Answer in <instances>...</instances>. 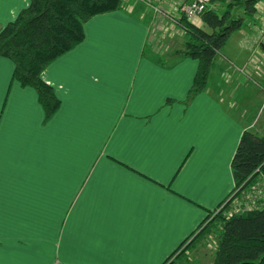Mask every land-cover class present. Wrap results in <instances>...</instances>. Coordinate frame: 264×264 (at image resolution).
I'll return each instance as SVG.
<instances>
[{"label":"crops","instance_id":"0c3cea01","mask_svg":"<svg viewBox=\"0 0 264 264\" xmlns=\"http://www.w3.org/2000/svg\"><path fill=\"white\" fill-rule=\"evenodd\" d=\"M159 1L164 15L124 0V9L92 17L83 42L42 72L60 101L45 127L54 122L52 135L69 122L72 129L43 161L34 160L7 184L18 214L6 222V261L161 264L233 192L231 161L241 135L264 136L263 28L253 27L241 50L220 54L207 88L188 101L198 63L178 54L185 35L174 0ZM29 4L3 0L0 31ZM93 50L102 52L101 66L65 78ZM13 68L0 57L6 130L22 119L9 111L13 99L24 101L29 89L35 93L12 79ZM164 82L171 86L161 88ZM39 115L44 119L43 109ZM169 121L187 124L197 135L171 144L163 135ZM13 232L26 237L19 250ZM192 254L204 262L198 248Z\"/></svg>","mask_w":264,"mask_h":264},{"label":"trees","instance_id":"16d2710c","mask_svg":"<svg viewBox=\"0 0 264 264\" xmlns=\"http://www.w3.org/2000/svg\"><path fill=\"white\" fill-rule=\"evenodd\" d=\"M260 0H212L200 17L203 26L179 17L186 40L178 54L195 59L196 74L188 92V101L208 85L216 59L231 35L240 30L245 18H253ZM222 7L217 12L214 7ZM242 7V15H235ZM124 9V0H30L15 21L0 31V57L13 64L12 79L32 88L44 111L46 123L60 109V101L51 86L41 79L44 69L84 40V24L92 17ZM47 90V91H46ZM264 171V136L249 130L240 137L231 161L235 187L230 197L208 216L161 264H191L189 253L207 236L215 233L217 246L210 264H264V208L244 215L226 213L238 197Z\"/></svg>","mask_w":264,"mask_h":264},{"label":"snow or ice","instance_id":"6c2138e0","mask_svg":"<svg viewBox=\"0 0 264 264\" xmlns=\"http://www.w3.org/2000/svg\"><path fill=\"white\" fill-rule=\"evenodd\" d=\"M2 3L3 0H0V4ZM101 62L102 52L93 50L82 58L79 63L70 66L65 78L82 76L89 68L100 67ZM55 82L60 81H53V83ZM170 86L168 82L161 84V88L164 89ZM2 87L3 73L0 72V88ZM24 95V101L21 102L14 98L10 105V113L16 111L22 116L17 126L6 130L5 124L0 122V264H28L26 261H6L4 259L3 240L6 234V222H14L18 214L14 199L6 194L7 184L22 168L31 167L34 160L43 161L47 156L48 149L67 137L72 129V124L69 122L63 131L52 135L51 129L54 122H49L48 127H45L46 118L40 119L39 114L42 109L37 108L39 103H46V101L43 98L39 100L33 99L35 93L30 89ZM173 98L181 99L179 96ZM2 99L3 97H0V100ZM163 114L166 115V113ZM73 116L78 118L79 112H75ZM37 120H39L38 127L36 125ZM163 135L169 143L180 144L195 138L197 132L187 124L169 121L163 125ZM199 135L202 138L204 133L200 132ZM26 156H30L31 159H26ZM12 235L14 237L13 247L19 250L26 237L17 232H13Z\"/></svg>","mask_w":264,"mask_h":264},{"label":"built area","instance_id":"2783aa9c","mask_svg":"<svg viewBox=\"0 0 264 264\" xmlns=\"http://www.w3.org/2000/svg\"><path fill=\"white\" fill-rule=\"evenodd\" d=\"M155 13L164 15L165 12L158 7H155L149 0H139ZM175 4L179 6L180 14L186 19L195 22L200 20L201 15L211 6L212 0H174ZM259 11L264 17V4H262ZM261 42L264 39V29L262 31ZM243 72V70H239ZM257 178L241 192L238 197H235L230 204L229 210L226 213L227 218L233 215H244L264 208V171H257Z\"/></svg>","mask_w":264,"mask_h":264},{"label":"rangeland","instance_id":"374dc122","mask_svg":"<svg viewBox=\"0 0 264 264\" xmlns=\"http://www.w3.org/2000/svg\"><path fill=\"white\" fill-rule=\"evenodd\" d=\"M136 2H138V4L139 5H141L142 7H143V9L145 10V9H150V8H148V6H146L144 3H142V2H140L139 0H135ZM153 0H149V2L151 3ZM157 1V3L156 4H153L155 7H158L159 9H162V10H164L163 9V7H161V5H159V3H160V1L159 0H156ZM260 3V1L257 3V4H259ZM152 4V3H151ZM214 9L217 11V12H221V10H222V7H220V6H217V7H214ZM256 9H257V11H256V14L254 15V17L253 18H248V17H246L245 18V21H244V25L242 26V28L240 29V30H238V31H236V32H234L232 35H231V37H230V39L228 40V42H227V44H226V46L223 48V50L221 51V54H223V55H225V56H227V57H229L228 56V54H230L229 53V51H233L234 53L239 49V50H241L242 49V43H243V41H244V39H246L248 36L247 35H249L250 36V38H252L253 37V35H254V29H253V27H257V28H259V29H264V17L261 15V13L259 12V11H261L260 10V8H257L256 7ZM152 10V9H151ZM175 10H176V12L178 13V15H180V11H179V6L178 5H176L175 6ZM242 7L240 6L239 8H236V10H235V12H234V14L237 16V15H241V16H243L242 15ZM169 21H171V23H173L172 22V20L173 21H175V19L174 18H172V14H171V16H169ZM197 22H198V26L200 27V28H203V29H206L204 26H203V23L201 22V20H196L195 21V23H196V25H197ZM263 31V30H262ZM182 34L183 35H185V33H184V31L182 30ZM262 36V35H261ZM184 37H185V39H184ZM183 37V40H182V43H184L185 42V40H186V35ZM168 38V37H167ZM167 38H165V40H167ZM261 38H263V37H261ZM165 40L164 39H162L160 42L161 43H163V44H165L166 42H165ZM159 42V43H160ZM159 43H157V44H159ZM168 43V42H167ZM164 45H161V46H159V47H163ZM183 48V47H182ZM228 53V54H227ZM236 70H238V69H236ZM239 70H241V69H239ZM210 78V77H209ZM226 215V214H225ZM227 217V216H226ZM217 244V239H216V234L215 233H213V234H210V235H208L207 236V238H206V240H204L203 242H201V244L200 245H198V249H199V251L201 252V254H200V257L204 260V262H200L199 261V259L198 260H196V259H194L195 257H194V255L192 254V256H191V253H189L188 255H189V262L191 263V264H210L211 263V261H212V258H213V255H214V252H215V249H216V245ZM193 252V251H192ZM191 258V259H190Z\"/></svg>","mask_w":264,"mask_h":264},{"label":"clouds","instance_id":"9594fccd","mask_svg":"<svg viewBox=\"0 0 264 264\" xmlns=\"http://www.w3.org/2000/svg\"><path fill=\"white\" fill-rule=\"evenodd\" d=\"M262 4H264V0H260V3L256 5L257 8H259ZM198 25V22H197Z\"/></svg>","mask_w":264,"mask_h":264}]
</instances>
